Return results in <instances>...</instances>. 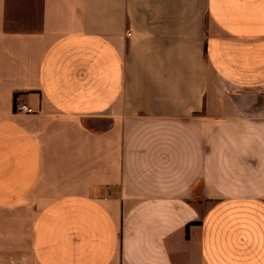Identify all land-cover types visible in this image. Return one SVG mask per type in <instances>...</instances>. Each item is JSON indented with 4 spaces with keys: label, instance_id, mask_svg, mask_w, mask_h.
Listing matches in <instances>:
<instances>
[{
    "label": "crops",
    "instance_id": "1",
    "mask_svg": "<svg viewBox=\"0 0 264 264\" xmlns=\"http://www.w3.org/2000/svg\"><path fill=\"white\" fill-rule=\"evenodd\" d=\"M0 264H264V0H0Z\"/></svg>",
    "mask_w": 264,
    "mask_h": 264
},
{
    "label": "built area",
    "instance_id": "2",
    "mask_svg": "<svg viewBox=\"0 0 264 264\" xmlns=\"http://www.w3.org/2000/svg\"><path fill=\"white\" fill-rule=\"evenodd\" d=\"M15 112L22 114H32L35 110L27 104H17L15 106Z\"/></svg>",
    "mask_w": 264,
    "mask_h": 264
}]
</instances>
